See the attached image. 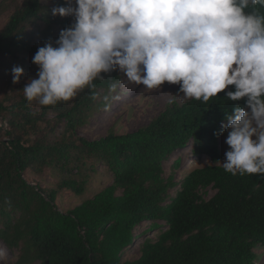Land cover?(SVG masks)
I'll return each instance as SVG.
<instances>
[{"label": "trees", "instance_id": "16d2710c", "mask_svg": "<svg viewBox=\"0 0 264 264\" xmlns=\"http://www.w3.org/2000/svg\"><path fill=\"white\" fill-rule=\"evenodd\" d=\"M9 3L13 10L0 30V72H9L0 73L7 86L0 100V119L7 123L0 128V241L17 251L15 264H257L254 245L264 248V178L225 172L218 146L225 116L246 98L227 100L225 92L234 91L229 86L208 102L172 101L134 132L86 140L76 129L85 125L100 94L119 82V71L101 73L104 80L95 79L94 88L85 86L69 101L28 102L22 90L27 82H12L13 67L26 69L22 58L34 57L49 40L54 43L74 18L51 14L54 7L67 6L65 0ZM255 7L264 14V7ZM37 22L43 28L32 42L28 28ZM184 151L209 163L176 182L174 171L182 163L177 157L165 178L163 163ZM99 164L111 173L112 184L59 211L57 190L83 194ZM47 169L67 175L57 190L24 178L27 171L41 175ZM209 189L214 194L206 199ZM146 223L158 230L156 239L143 240L139 256L125 260L124 253L142 236L135 235L136 228Z\"/></svg>", "mask_w": 264, "mask_h": 264}, {"label": "clouds", "instance_id": "9594fccd", "mask_svg": "<svg viewBox=\"0 0 264 264\" xmlns=\"http://www.w3.org/2000/svg\"><path fill=\"white\" fill-rule=\"evenodd\" d=\"M52 16L74 23L37 49V78L24 97L42 106L69 101L101 73L119 71L129 82L160 89L179 85L186 99L208 102L225 92L236 106L221 125L229 150L223 170L264 178V0H65ZM24 70L12 69L18 83ZM117 83L109 85L114 93ZM93 99L96 97L93 96ZM108 96L104 97L107 101ZM112 99H119L113 96ZM108 105H105L107 110ZM9 203L10 206V202ZM6 256L0 250V259Z\"/></svg>", "mask_w": 264, "mask_h": 264}, {"label": "rangeland", "instance_id": "374dc122", "mask_svg": "<svg viewBox=\"0 0 264 264\" xmlns=\"http://www.w3.org/2000/svg\"><path fill=\"white\" fill-rule=\"evenodd\" d=\"M21 3V0H18ZM68 6V5H67ZM65 6V7H67ZM13 6L10 5L9 0H0V30L4 26L7 17L12 12ZM60 17V16H59ZM66 18V17H64ZM72 18V17H68ZM43 28L41 22H37L36 25L28 28V33L31 34V41L36 42L38 40V33ZM58 26H54L56 31ZM26 69H24V75L21 76L20 81L28 82L30 79L35 77V68L32 63L33 57L26 55L22 58ZM32 66V68H29ZM1 69V76L3 77L9 72ZM120 80L117 83V89L114 93L106 92L100 94L97 105L94 108L92 114L88 118L85 125L79 126L76 129V134L86 140H98L106 136L109 132L115 134H127L136 131L140 127L146 126L153 118H155L160 112H162L166 106L175 101L179 104L188 101L183 97L182 93H179V85H169L165 82L160 86V89H147L142 85L129 82L121 72ZM19 84H17L18 86ZM6 83H0V100L3 94L6 93ZM108 96L107 101L104 97ZM113 96H118L119 99H112ZM6 105L8 102L5 103ZM108 105L105 110V105ZM48 118H52L53 115L50 113ZM2 123H6L3 119H0ZM7 125V123H6ZM7 126L3 129H6ZM227 138V132L221 134L218 140V146L222 151L223 159L221 164L225 161V152L229 150L225 143ZM177 157L181 158V166L179 169L174 171V180L180 182L183 177L195 166L209 163L207 157H201L198 160L189 152H178L174 157L163 163L164 177L167 178L172 172V165L174 159ZM67 175H62L55 170L47 169L41 175H34L30 171H27L24 178L30 184H37L41 188L48 190H57V184L61 179ZM113 182L111 173L103 165H98L96 173L92 174L86 190L81 195H76L68 190H57L56 207L61 212H66L74 207L78 206L83 200L92 198L96 193L102 189L110 186ZM178 189V187L176 188ZM176 189L174 191H176ZM214 194L212 189L207 191L205 195L206 199H209ZM163 230V229H162ZM142 233V236L135 238L133 245L124 253L125 260H134L139 256L140 245L143 240L149 238L155 240L158 234V230H150L149 223L142 224L135 230V235ZM0 250L6 252V256L0 259V264H15L17 260V251L11 252L5 248L3 243L0 241ZM254 252L258 256L257 264H264V248H259L254 245ZM32 264H38L37 262Z\"/></svg>", "mask_w": 264, "mask_h": 264}, {"label": "built area", "instance_id": "2783aa9c", "mask_svg": "<svg viewBox=\"0 0 264 264\" xmlns=\"http://www.w3.org/2000/svg\"><path fill=\"white\" fill-rule=\"evenodd\" d=\"M6 126V123H2V121L0 120V128H5Z\"/></svg>", "mask_w": 264, "mask_h": 264}]
</instances>
